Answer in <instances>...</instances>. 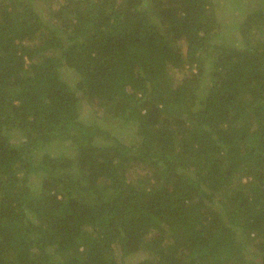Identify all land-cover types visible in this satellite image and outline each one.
<instances>
[{
  "label": "trees",
  "instance_id": "16d2710c",
  "mask_svg": "<svg viewBox=\"0 0 264 264\" xmlns=\"http://www.w3.org/2000/svg\"><path fill=\"white\" fill-rule=\"evenodd\" d=\"M217 1L0 0V264H264V0Z\"/></svg>",
  "mask_w": 264,
  "mask_h": 264
},
{
  "label": "rangeland",
  "instance_id": "374dc122",
  "mask_svg": "<svg viewBox=\"0 0 264 264\" xmlns=\"http://www.w3.org/2000/svg\"><path fill=\"white\" fill-rule=\"evenodd\" d=\"M250 1H251V4H250ZM255 2V3H252V2ZM218 3H220V1L218 0L217 1ZM36 3L37 4H40L39 6L41 7V8H43V9H45L44 11H45V13L47 14L48 13V9L46 8V6H45V2H43V0H36ZM241 8H242V10H238V11H231V10H227L226 9V7H225V11L223 12L222 10H220V13H219V16H223V19H225V20H227V22L229 23L230 21H232V20H234V19H236V18H234V17H239V16H242V15H244V14H246L247 12H248V10H252V9H254V8H257L258 7V2H256V0H243V1H241ZM223 6H225V5H223ZM235 30H234V28H232V33L230 34V36H229V38H232V37H234V39H236L237 38V35L235 34ZM228 38V39H229ZM233 39V38H232ZM86 116L87 117H90V114H89V111H87L86 113ZM92 116V115H91ZM114 124V123H113ZM113 124H111V128L113 127L114 129L115 128H117L115 125H113ZM122 131H124V132H122ZM117 136H119V137H121L124 141H126V142H128V141H132V140H134V138L133 137H131L130 135H126V130H122V128H121V130H119V132L117 133ZM141 171H140V169H138L137 171H132L131 172V174H132V177H134L135 176V174H139ZM130 264H132V263H130Z\"/></svg>",
  "mask_w": 264,
  "mask_h": 264
}]
</instances>
